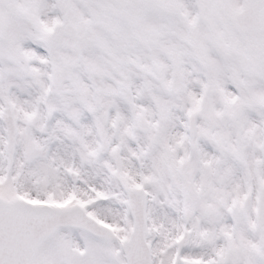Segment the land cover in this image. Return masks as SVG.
Returning a JSON list of instances; mask_svg holds the SVG:
<instances>
[{
	"label": "snow or ice",
	"instance_id": "snow-or-ice-1",
	"mask_svg": "<svg viewBox=\"0 0 264 264\" xmlns=\"http://www.w3.org/2000/svg\"><path fill=\"white\" fill-rule=\"evenodd\" d=\"M0 264H264V0H0Z\"/></svg>",
	"mask_w": 264,
	"mask_h": 264
}]
</instances>
